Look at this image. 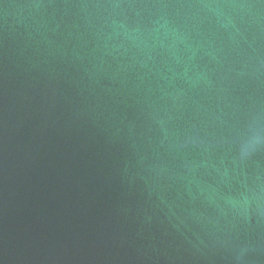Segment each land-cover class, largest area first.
Instances as JSON below:
<instances>
[{
  "label": "water",
  "instance_id": "1",
  "mask_svg": "<svg viewBox=\"0 0 264 264\" xmlns=\"http://www.w3.org/2000/svg\"><path fill=\"white\" fill-rule=\"evenodd\" d=\"M0 264H264V0H0Z\"/></svg>",
  "mask_w": 264,
  "mask_h": 264
}]
</instances>
